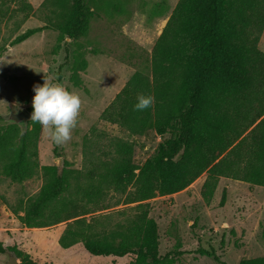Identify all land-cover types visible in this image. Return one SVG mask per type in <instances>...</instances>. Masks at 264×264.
I'll return each instance as SVG.
<instances>
[{
	"label": "trees",
	"instance_id": "obj_1",
	"mask_svg": "<svg viewBox=\"0 0 264 264\" xmlns=\"http://www.w3.org/2000/svg\"><path fill=\"white\" fill-rule=\"evenodd\" d=\"M95 2L45 0L50 15L46 26L27 30L14 43L46 30L60 32L67 48L60 69L71 68L79 87V73L88 68L80 39L89 34ZM16 5L24 20L33 14L27 0H16ZM263 32L264 0L178 1L152 49L151 75L134 73L102 113L105 121L131 136L148 131L169 135L142 166L133 163L134 145L122 139H114L113 152L102 154L114 161H100L85 175L41 166L38 123L31 121L26 132L14 124L0 126V174L20 184L43 177L39 193L21 201L13 213L27 228L66 223L59 239L63 249L82 244L94 257L133 256L128 264H175L182 253L159 254V228L150 217L149 201L186 191L204 174L201 195L208 204L221 178L264 188ZM138 94L154 97L150 108L133 109ZM110 193L123 196L125 205L136 204L129 209L131 217L116 224H104L101 218L107 221V215L87 221L86 216L110 209ZM8 251L20 264H38L0 241V255ZM199 252L224 264L214 248ZM240 264H264V257Z\"/></svg>",
	"mask_w": 264,
	"mask_h": 264
},
{
	"label": "rangeland",
	"instance_id": "obj_2",
	"mask_svg": "<svg viewBox=\"0 0 264 264\" xmlns=\"http://www.w3.org/2000/svg\"><path fill=\"white\" fill-rule=\"evenodd\" d=\"M34 9L28 20L18 11L16 0L0 2V126L12 124L8 116L32 107L33 86L45 80L58 83L79 95L81 107L71 138L55 144L48 132H41L38 145L41 166L78 170L85 175L95 164L114 161L103 156L113 152L114 139L134 145L132 160L142 166L153 156L165 138L154 131L131 136L128 131L102 118L127 81L136 72L151 75V52L146 49L158 39L179 0H96L87 37L80 39L86 71L80 72L81 85L72 81V70L60 69L66 46L61 34L46 30L16 44V38L29 29L46 26L49 11L45 0H27ZM130 26L129 33L125 30ZM68 41V40H67ZM143 44L145 47L140 45ZM259 48L264 52V32ZM15 125V124H14ZM19 127V126H18ZM22 132L32 129L31 121ZM207 174L186 191L149 201L152 217L158 224L159 254L180 252L175 264H218L199 249L214 248L224 264L264 257V188L221 178L213 200L208 204L201 195ZM43 185L40 175L24 183H13L0 174V241L16 247L38 264H128L133 256L94 257L82 244L63 249L59 239L67 224L50 228H27L14 214L21 201L35 197ZM225 194V204L221 202ZM124 197L110 193V209L86 216H109L103 223L125 222L136 204L125 205ZM125 214H119L123 212ZM19 215H24L20 212ZM12 251L0 255V264H8ZM17 257V256H16ZM18 258V257H17ZM20 261L21 259L18 258Z\"/></svg>",
	"mask_w": 264,
	"mask_h": 264
},
{
	"label": "clouds",
	"instance_id": "obj_3",
	"mask_svg": "<svg viewBox=\"0 0 264 264\" xmlns=\"http://www.w3.org/2000/svg\"><path fill=\"white\" fill-rule=\"evenodd\" d=\"M31 121L38 123L49 133L55 144H61L71 138L77 125L81 107L78 94L69 91L58 83L45 80L42 85L33 86ZM154 97L138 94L133 109L144 111L151 107Z\"/></svg>",
	"mask_w": 264,
	"mask_h": 264
},
{
	"label": "water",
	"instance_id": "obj_4",
	"mask_svg": "<svg viewBox=\"0 0 264 264\" xmlns=\"http://www.w3.org/2000/svg\"><path fill=\"white\" fill-rule=\"evenodd\" d=\"M9 121L21 128H25L29 121H31V111L28 108H23L18 112L10 113L8 116ZM21 261L16 257H10L8 264H20Z\"/></svg>",
	"mask_w": 264,
	"mask_h": 264
},
{
	"label": "crops",
	"instance_id": "obj_5",
	"mask_svg": "<svg viewBox=\"0 0 264 264\" xmlns=\"http://www.w3.org/2000/svg\"><path fill=\"white\" fill-rule=\"evenodd\" d=\"M125 30L129 33V30H130V26L129 27H126ZM157 40H155L152 44L148 45V47H146L147 50H149L150 52H152V49L155 45ZM141 46L145 47L143 44L140 43Z\"/></svg>",
	"mask_w": 264,
	"mask_h": 264
}]
</instances>
